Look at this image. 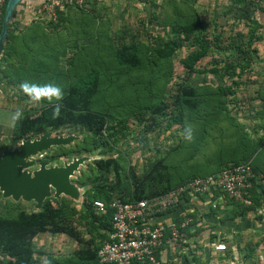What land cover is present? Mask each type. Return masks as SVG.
Here are the masks:
<instances>
[{
  "label": "rangeland",
  "instance_id": "374dc122",
  "mask_svg": "<svg viewBox=\"0 0 264 264\" xmlns=\"http://www.w3.org/2000/svg\"><path fill=\"white\" fill-rule=\"evenodd\" d=\"M95 2H100L101 8L97 10L96 3L92 6L94 1L89 0L77 11L72 27L52 23L48 28L50 34L43 39L45 43L41 41L36 46L45 51L40 59L46 62H40L45 73L35 78L37 85L55 84L64 94L88 69L99 70L100 84L93 108L105 114L108 122L99 134L79 125L52 131L53 135L71 136L72 141L30 158L33 162L30 170L37 169L42 162L63 166L76 159L82 161L72 177L78 194L57 197L58 203L67 202L63 222L76 235L52 231L38 235L34 241L33 264H59L57 259H67L66 264H89L79 261L76 252L92 247L99 238L98 230L88 221H81L71 206L74 204L83 211L86 196L99 183L98 179L107 178L114 195L126 196L123 185L132 167L141 175L153 161L164 160L168 166L165 173L174 185L181 178L188 180L193 175L215 172L233 162L243 131L255 142L264 136L263 3L255 0ZM183 13L199 18L202 28L196 26L195 20L191 32L173 24L177 15ZM202 42L209 43L211 48L196 64L198 72L189 75L183 61ZM132 43L139 47L141 66H119L116 52ZM165 43H176L177 49L172 56L161 58L157 51ZM227 64L232 67L228 68ZM213 67L218 72L208 71ZM32 81L35 82L34 78ZM183 85L197 88L200 94L197 109L180 107L178 100ZM46 103L49 101L31 100L20 87L0 83L1 154L19 148L28 139L15 136L18 120L13 121L12 114L17 109L22 112L27 109L35 115ZM186 128L192 130L190 141L184 139ZM109 158L120 163L118 174L112 168L108 172L96 167L98 159ZM251 165L259 168L263 178L264 150ZM214 197L217 207L213 208L214 202H208L201 213V223L197 220V210L187 211L197 222L192 233L201 237L193 240L196 245L193 241L187 245L196 249L191 250L193 257L187 251L177 256V260L164 264H264V201L258 210L236 222L237 228L227 224L220 213L221 204H226L230 212L236 207L234 201L224 195ZM17 210L38 209L35 201L5 197L0 189V214L12 215ZM218 242L225 243L227 250L217 255L211 250ZM3 257L0 252V259Z\"/></svg>",
  "mask_w": 264,
  "mask_h": 264
},
{
  "label": "trees",
  "instance_id": "16d2710c",
  "mask_svg": "<svg viewBox=\"0 0 264 264\" xmlns=\"http://www.w3.org/2000/svg\"><path fill=\"white\" fill-rule=\"evenodd\" d=\"M255 1L259 2V4H264V0ZM61 13L62 11L59 10L58 14L61 15ZM16 15L17 11L15 9L13 18H15ZM188 15V13L177 15L173 20V24L175 23L180 26L184 31L191 32L195 28V20L196 26L202 28L203 24L199 18H190ZM15 45V35L10 32L8 25V32L4 41V49L0 57V62L9 61L14 57L18 58L20 61L19 66L13 71L22 75L23 79L22 77L20 79L22 83L37 84L38 81H36L35 78L43 77L42 74L45 73L44 66L40 63L43 62V64H46L45 61L40 59L44 52L35 54L32 59L27 61L25 58H27L28 55L24 53L18 56ZM210 48L211 45L209 43L202 42L198 48L189 52L183 61L189 75L198 72L196 64L207 56ZM176 49V43H165L158 49L157 53L161 58H168L174 54ZM115 57L117 64L122 67L137 68L142 64L139 47L134 43L123 45L121 49L116 52ZM227 67L230 68L232 66L227 64ZM13 68L14 67L11 66L3 69V71L7 72V69ZM208 71L216 73L218 72V68L213 67L208 69ZM32 73H35V82L32 81V77L28 76ZM233 74L231 73V75ZM99 79V70L96 67H92L86 71L85 75L76 84L68 88L60 101L46 103L35 115L29 112L31 110L26 109L22 112V115L25 114L16 123L14 130L15 136L18 138L26 137L31 139L43 133L52 132L64 126L72 125L88 128L95 134L101 133L108 122V117L103 113L95 111L93 108V101L99 90ZM178 102L182 108L191 110L197 109L200 104V94L197 88L190 85H183ZM57 105L60 107V113L54 118L53 111ZM157 110L159 111L160 109ZM239 139L237 156L233 157L231 160L233 162L226 163L218 169V171L230 164L250 163L251 165V163L258 158L260 152L264 150V136L255 142L243 131L241 135H239ZM96 167L102 170L106 169L108 172H110L112 168L117 174L120 171V163L115 158L98 159L96 161ZM167 167L164 160H156L150 163V166L147 167L148 169H146V171L144 170L141 175L132 167L131 173L128 175L125 185H123L125 187L123 193L126 194V196H121L119 194L114 195V190L110 187L107 178H100L98 179L99 181H97L99 183L90 191V194L86 196V200L84 201L85 209H83V211L77 209L74 204H72V206L70 205L71 208H74L72 210L80 215L81 221H88L89 224L94 226L95 230H98L96 231L99 237L97 242H93L94 245L92 247L76 252V257L79 261L89 264H102L99 262L97 251L103 240L107 238V232L112 229V209L108 206L106 212L100 214L93 206L94 200L101 199L109 203L115 196L121 197L129 202L151 198L163 195L187 181V179L181 178L179 182L172 185V182L167 177V173H165ZM252 168L255 174L252 178L254 186L250 191L252 204L245 205L240 201L230 198L234 201L236 207L231 209L230 212H227L228 215H226V218L228 219H244L247 214L254 209L258 210V206L264 201V177H260L259 168L257 166L253 165ZM215 172H210L205 175H193V177L207 176ZM129 187H133V190L131 191ZM215 196H217V194ZM215 198L216 197L213 199L215 200ZM57 200L56 197L46 198L42 207L36 211L29 212L26 210H17L12 215L0 214V252L4 255L3 259H0V264H33L35 238L47 231H52L53 233H67L70 236L76 235L74 231H69L67 229L68 227L63 222L67 214V210L65 209L67 202L64 200L65 205L64 203H58ZM186 201L189 202V198H187ZM211 210L214 214L216 213L214 209L211 208ZM182 219L183 217L180 216L176 217L175 220L180 222ZM196 223L197 222L194 221L192 224L195 226ZM188 233L189 236L194 234L191 229H188ZM57 261L59 264H66L67 259H57Z\"/></svg>",
  "mask_w": 264,
  "mask_h": 264
},
{
  "label": "built area",
  "instance_id": "2783aa9c",
  "mask_svg": "<svg viewBox=\"0 0 264 264\" xmlns=\"http://www.w3.org/2000/svg\"><path fill=\"white\" fill-rule=\"evenodd\" d=\"M89 0H44L43 11L53 19L58 11L68 6L84 8ZM7 0H0V29L3 23ZM1 31V30H0ZM255 176L250 163L230 164L207 176L190 178L169 192L135 201L113 197L109 203L95 199L93 206L98 213H104L109 206L112 209V229L107 232L97 251L102 264H164V251L171 247L188 250L191 240L188 229L194 228V217L183 212L178 222L176 217H167L177 212L180 205L194 198L206 196L208 202H214V196H227L245 205H251L250 191ZM214 201H213V200ZM161 217L164 220H159ZM165 217H167L165 219ZM215 251H226L227 245L217 243Z\"/></svg>",
  "mask_w": 264,
  "mask_h": 264
},
{
  "label": "water",
  "instance_id": "95a60500",
  "mask_svg": "<svg viewBox=\"0 0 264 264\" xmlns=\"http://www.w3.org/2000/svg\"><path fill=\"white\" fill-rule=\"evenodd\" d=\"M22 0H7L4 21L0 31V57L4 49V41L8 32V23ZM72 137L53 135L46 132L33 139H25L19 148L5 150L0 153V189L5 197L15 200L35 201L40 209L46 198L61 195L75 196L78 187L72 181L75 171L81 166V159H76L63 166H48L42 162L37 169L31 157L38 155L57 145L68 144Z\"/></svg>",
  "mask_w": 264,
  "mask_h": 264
},
{
  "label": "crops",
  "instance_id": "0c3cea01",
  "mask_svg": "<svg viewBox=\"0 0 264 264\" xmlns=\"http://www.w3.org/2000/svg\"><path fill=\"white\" fill-rule=\"evenodd\" d=\"M92 1V0H91ZM94 3L92 6L95 5V8L97 10H99V8H101L100 6V2H95V0H93ZM99 1V0H98ZM43 3L44 0H22L19 5L16 8L17 11V15L15 16V18L12 17L11 21L8 23L9 28H10V32H12L15 35V39H16V45H15V50L16 53L18 54V56L22 55V54H26L28 55L27 58H25V60L29 61V59H32V57L37 54V53H43L45 52L44 50L41 51L39 49L36 48V46L42 41L44 37H48V34H50L48 32V28H50L49 26H51L52 23L58 24V25H62L63 28L64 27H72L75 24V16H77V11H80L81 8L75 7V6H68L62 11L61 15L58 14L56 19L50 18L44 11H43ZM55 29V28H54ZM52 30V28H51ZM51 32V31H50ZM13 40V39H12ZM14 41V40H13ZM11 43V42H10ZM35 47V48H34ZM6 61L0 62V83L1 85H7L8 87H20L22 81L20 80L22 75L13 71L15 68H17L19 66L20 61L18 60V58H12L9 61H7V63H4ZM13 66V69H7V72H4L3 69H6L8 67ZM32 78H35V73H32L30 75H28ZM23 79V77H22ZM7 81H9V83H7ZM14 83H18V84H14ZM2 90V88H1ZM14 91V90H11ZM13 94V92H11ZM217 195H219L217 193ZM204 197V198H203ZM221 197V196H220ZM205 199V201L203 200ZM203 200V201H202ZM208 198H206V196H202L199 198H194L191 201H186L185 203L180 205V209L175 212L172 213L170 215H168L167 217H177L179 216L181 213L183 212H187V211H193V210H197L198 212V218L197 220H199V223H201V217H202V212L204 210H206L207 203H208ZM189 203V204H188ZM222 208L221 210V214L224 215V220L227 224H234V226L236 225V222H238L239 220H232V219H228L226 218L227 215V208L228 206L226 204L220 206ZM165 217V219L167 218ZM159 220H164L163 217H161ZM235 221V223H234ZM219 226V224H218ZM219 228V227H218ZM222 230V229H221ZM232 232V230L230 231ZM200 235H191L190 240H201L199 237ZM194 237V239H193ZM195 244V241H193ZM218 243H223V242H218ZM217 244V243H216ZM225 244V243H224ZM196 245V244H195ZM196 250L195 248L190 249L188 248V250L183 249V248H176V247H171L168 248L164 251L163 257L167 259V261H173V260H177L179 255L185 254L188 251L189 256L193 257L192 255V251ZM196 252V251H195ZM211 252L213 254H223L224 251H215L214 249L211 250Z\"/></svg>",
  "mask_w": 264,
  "mask_h": 264
},
{
  "label": "clouds",
  "instance_id": "9594fccd",
  "mask_svg": "<svg viewBox=\"0 0 264 264\" xmlns=\"http://www.w3.org/2000/svg\"><path fill=\"white\" fill-rule=\"evenodd\" d=\"M20 88L23 93H25L31 100L33 101H40L41 99L47 100L49 102L52 101H60L63 98V91L62 89L51 83L37 85V84H30V83H22ZM60 113V107H57L53 111V117L55 118ZM12 120L17 121L22 118V111L17 109L12 114ZM184 139L191 140L192 139V130L191 128H186L184 131Z\"/></svg>",
  "mask_w": 264,
  "mask_h": 264
}]
</instances>
